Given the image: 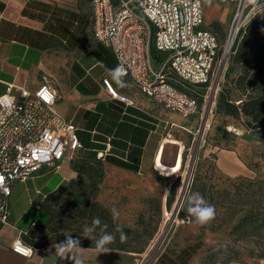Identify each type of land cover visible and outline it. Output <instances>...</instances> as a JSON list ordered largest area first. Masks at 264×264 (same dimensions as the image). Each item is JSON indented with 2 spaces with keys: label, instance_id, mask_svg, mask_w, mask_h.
Segmentation results:
<instances>
[{
  "label": "rangeland",
  "instance_id": "obj_1",
  "mask_svg": "<svg viewBox=\"0 0 264 264\" xmlns=\"http://www.w3.org/2000/svg\"><path fill=\"white\" fill-rule=\"evenodd\" d=\"M71 2L73 13L82 17L89 14L90 0ZM215 2L205 0V7ZM212 6L210 4L209 9L212 10ZM220 8L224 11L223 5ZM211 15L205 17V22L218 31L217 22L209 24ZM220 33L225 38L227 33ZM157 55L154 52V56ZM158 60L156 57V65ZM231 64L229 56L223 76L228 74L233 79L240 68ZM47 76L60 83L62 98L68 102L64 82L56 76ZM147 109L159 115L160 134L157 137L160 142L156 155L149 158L139 172H130L113 171L98 158H92L91 154L79 153L69 163V169L75 176L44 198L39 209L35 206L29 208L25 220L30 223L34 219L36 221L27 237L38 246H50L63 241V234L70 232L79 238L80 244L96 245L102 226L106 224L107 231L116 236L115 242L108 245L138 256L147 254L150 258L164 248L176 251L199 242L203 245L199 251V264L238 263L243 257L253 262L264 261V141L237 121L215 116L214 112L209 117L210 127L202 132L205 115L203 119H186L154 102ZM166 121L177 126L165 128ZM230 153L238 155L243 164V174H236L228 163L226 155ZM66 170L67 162L61 171L67 174ZM184 180L187 182L185 198L175 214L183 198L180 195ZM41 182L43 180L29 179L20 185L18 197L21 206H28L32 196L35 203L39 202L41 196L36 197L35 192ZM199 187H205L204 196L208 203L213 198L210 204L216 211L212 220L214 232L204 229L205 225L199 226L190 219L180 218L187 206V198L197 193ZM113 207L120 212L115 223L123 225L127 234L123 243L119 233L114 232L115 223L109 211ZM245 216L247 220L240 225ZM94 217H99L102 224L96 227L95 232L84 233V225L91 226Z\"/></svg>",
  "mask_w": 264,
  "mask_h": 264
},
{
  "label": "built area",
  "instance_id": "obj_2",
  "mask_svg": "<svg viewBox=\"0 0 264 264\" xmlns=\"http://www.w3.org/2000/svg\"><path fill=\"white\" fill-rule=\"evenodd\" d=\"M218 1L235 5L224 43L205 26L203 0H90L89 28L94 40L114 54V70L120 69L121 78L130 79L167 111L203 119L211 101L209 117L215 112L225 83L222 65L239 34L248 23L264 17V0ZM104 85L114 98L130 102L119 97L107 80ZM6 86L0 94V226L9 223L15 183L60 171L83 148L76 126L56 108L59 92L48 76L35 91ZM208 122L209 118L206 127ZM175 126L167 123L170 129ZM13 251L24 257L32 254L22 239Z\"/></svg>",
  "mask_w": 264,
  "mask_h": 264
},
{
  "label": "crops",
  "instance_id": "obj_3",
  "mask_svg": "<svg viewBox=\"0 0 264 264\" xmlns=\"http://www.w3.org/2000/svg\"><path fill=\"white\" fill-rule=\"evenodd\" d=\"M71 1L73 0H0V94L6 90V85L35 91L44 75L60 78L67 87L68 102H64L62 98L60 83L53 80L59 92L56 108L76 126L81 144L82 139L89 138L91 142L98 144H104L105 139L117 141L112 153L108 154L110 150L104 151L100 152L104 154L103 157L98 156L113 171L121 169L107 163V155L127 161L124 149L132 147L135 152L132 153L131 162L135 163L137 151L141 150V170L159 148L158 112L147 109L153 102L130 79L119 77L121 83L118 84L110 75L116 65V58L107 47L93 38L88 20L90 2L89 14L82 17L73 13ZM203 1L205 7V0ZM210 4L213 5L212 10L209 9ZM222 5L224 11L220 8ZM234 10L233 3H221L218 0L205 7L206 16L212 14L209 24L217 22L218 31L211 29L206 22L205 26L223 43L227 34L224 38L220 31L228 33ZM104 80L109 82L119 97H126L130 102L114 98L104 85ZM167 123L174 122L166 121L165 128H169ZM150 125H155V129L150 128ZM137 126L138 130L133 136ZM122 153L123 157L120 156ZM226 159L236 174L244 173L243 164L236 153L226 155ZM61 170L53 174L42 172L31 178L33 181L43 180L41 186L36 188V197H46L44 189L53 193L62 184L69 182L70 177L75 176L69 169V163L67 174ZM27 181L13 187L9 199V223L0 226V264H75V259H79L81 264H173V261L181 264L177 261L181 255L179 251L189 246L170 253L164 248L150 258L147 254L138 256L121 248L100 249L83 244L64 258L55 255L54 245L57 243L32 247L29 257L16 253L13 251L15 242L23 240L30 227L35 225V219L31 223L25 220L26 213L31 206L39 209L33 196L28 206H21L19 203V187ZM164 254L167 256L163 257ZM187 264H199V251ZM231 264H264V261L253 262L243 257L241 262Z\"/></svg>",
  "mask_w": 264,
  "mask_h": 264
},
{
  "label": "trees",
  "instance_id": "obj_4",
  "mask_svg": "<svg viewBox=\"0 0 264 264\" xmlns=\"http://www.w3.org/2000/svg\"><path fill=\"white\" fill-rule=\"evenodd\" d=\"M231 61L232 66L240 68V72L233 79H230L228 74L225 76L226 81L219 91L214 114L215 116L228 117L237 121L245 130L264 141V17L251 21L245 29L241 31L232 50ZM144 116L146 117V115ZM149 127L155 129V125L153 127L150 125ZM137 130L138 126L135 127L133 136ZM99 140L103 142V140ZM106 143L112 145V148L108 153L110 154L114 149L113 145L118 142L113 139L110 141H106L105 139L104 144H98L91 142L90 138L87 140L82 139L83 148L78 151L76 155L81 152H87L93 156L92 158H98L99 162L104 163L103 158H99L98 154L107 150ZM124 150L127 152V161L114 157L113 155H107L105 157L106 162L120 168L121 170L139 172V164L142 156L141 150L137 151L135 163L131 162L132 153L135 152L134 148L130 147ZM123 154L124 153L120 156L123 157ZM80 173L86 174V172L82 171H80ZM64 184H62L58 190L61 189ZM205 190V187H199L196 191L206 200V197L204 196ZM45 194L48 196L50 193L46 190ZM46 197L41 196L39 202H36V204L41 205ZM212 200L213 198L211 197L210 203ZM180 218L182 220L190 219L193 221V218L188 215L187 206L180 214ZM246 220V216L243 217L240 225ZM212 222L213 221H211L210 224L205 225L204 229L214 232L215 226ZM23 241L31 248L38 246L33 243L27 235L23 238ZM91 246L96 247V245ZM202 247V243L198 242L195 245L180 250L179 252L181 255L177 258V261L181 264H187L188 260L197 254ZM105 248L113 247L107 245ZM164 256L166 257L167 255L164 254L163 257ZM173 264H177V262L173 261Z\"/></svg>",
  "mask_w": 264,
  "mask_h": 264
},
{
  "label": "clouds",
  "instance_id": "obj_5",
  "mask_svg": "<svg viewBox=\"0 0 264 264\" xmlns=\"http://www.w3.org/2000/svg\"><path fill=\"white\" fill-rule=\"evenodd\" d=\"M250 2L255 3L256 0H250ZM110 75L117 81V83H121L120 77V69H115L110 72ZM113 222L119 220L120 212L117 208L113 207L110 210ZM187 212L193 218V222L196 225L204 226L210 224L212 220H214L216 211L215 207L208 203L205 198L199 193H193L187 198ZM102 224L101 219L99 217H94L92 220V225H84L83 232L84 233H93L96 230L97 226ZM108 225H103L101 229V234L99 238L95 241L96 247L100 249H105V246L115 242L116 236L112 232L107 231ZM115 233H119V239L123 243L127 240V234L124 231V226L115 223L114 228ZM65 239L60 243L54 245L55 247V255L60 257H66V254L74 253V250L81 248L79 238L74 237L72 233L65 232ZM89 238L88 236H85ZM90 239V238H89ZM75 264H81L79 259H75Z\"/></svg>",
  "mask_w": 264,
  "mask_h": 264
},
{
  "label": "water",
  "instance_id": "obj_6",
  "mask_svg": "<svg viewBox=\"0 0 264 264\" xmlns=\"http://www.w3.org/2000/svg\"><path fill=\"white\" fill-rule=\"evenodd\" d=\"M226 57H227V56H226ZM225 66H226V65H225V62H224V64L222 65L221 73H223ZM211 105H212V101H211L210 104L208 105V109H207V111H206V115H205L204 122H203L202 129H201L202 132H204L205 127H206L207 120H208V118H209V113H210V110H211ZM197 148H199V143H198V145H197ZM197 153H198V150H196V153H195L196 156H197ZM184 198H185V196H183V198L181 199V202L179 203V205H178V207H177V209H176L175 214H177V213L179 212L180 207H181V204H182ZM173 221H174V220H173ZM173 221H171L170 225L173 223ZM170 225H169V227H170Z\"/></svg>",
  "mask_w": 264,
  "mask_h": 264
},
{
  "label": "bare ground",
  "instance_id": "obj_7",
  "mask_svg": "<svg viewBox=\"0 0 264 264\" xmlns=\"http://www.w3.org/2000/svg\"><path fill=\"white\" fill-rule=\"evenodd\" d=\"M186 186H187V182L184 180V182L182 183V187H183V189H182V192H181V195L180 196H183L184 194H185V190H186ZM179 196V197H180ZM180 201V200H179ZM178 201V202H179ZM180 203V202H179ZM169 220H170V217L168 218Z\"/></svg>",
  "mask_w": 264,
  "mask_h": 264
}]
</instances>
